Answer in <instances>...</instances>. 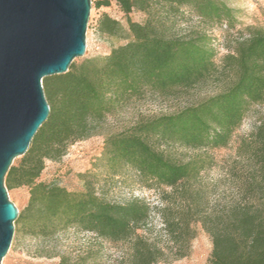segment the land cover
I'll return each instance as SVG.
<instances>
[{
	"label": "trees",
	"instance_id": "1",
	"mask_svg": "<svg viewBox=\"0 0 264 264\" xmlns=\"http://www.w3.org/2000/svg\"><path fill=\"white\" fill-rule=\"evenodd\" d=\"M91 2L97 8L114 3L122 13L124 22L106 12L97 19L98 34L117 43L103 56L72 61L65 73L42 79L48 116L26 152L14 159L4 183L7 189H28L14 221L24 234L49 239L73 228L126 243V255L117 264H154L162 249L137 232L150 215L147 202L107 200L94 190V173L81 175V190L39 178L46 160L59 159L70 144L90 136L118 106L145 93L189 89L213 74V39L203 27L179 31L183 10L204 26L228 27L235 24V11L223 0ZM133 11L145 19L133 20ZM221 69L228 82L218 93L108 134L97 166L111 174L131 169L141 182L169 188L161 193L166 204L159 213L176 256L186 254L191 224L198 222L211 241L209 264H264V118L239 144L242 165L233 169V192L223 203L209 205L194 186L211 157L195 152L183 160L170 150L173 145L194 151L226 147L251 106L264 100V27H249L237 38L223 55ZM57 264H85V258L60 255Z\"/></svg>",
	"mask_w": 264,
	"mask_h": 264
},
{
	"label": "rangeland",
	"instance_id": "2",
	"mask_svg": "<svg viewBox=\"0 0 264 264\" xmlns=\"http://www.w3.org/2000/svg\"><path fill=\"white\" fill-rule=\"evenodd\" d=\"M223 1L235 11V24L232 27L225 23L204 26L200 19L188 10H183V14L177 19L179 31L203 27L213 39L216 48L214 58L216 70L207 80L173 94L145 93L118 106L100 121L90 136L70 144L59 159L46 160L39 178L45 182H55L68 190H81L83 188L81 175L94 173V190L107 200L125 202L138 198L147 202L151 212L146 223L137 232L162 249V258L154 264H209L210 238L198 222L192 223L194 234L185 250L186 254L176 256L175 245L166 233L159 213V209L166 204L161 193L169 191V188L141 182L136 172L131 169L111 174L97 166L98 159L101 157L103 140L108 134L122 130L140 119L173 113L223 89L228 82V76L221 69L222 57L237 38L247 34L249 27H264V0ZM102 12L124 22L122 13L114 3L97 8L91 2L85 52L81 57L75 58L74 63L92 56H103L108 53L111 43H117L99 35L96 30L97 19ZM130 17L138 22L145 19V15L138 11H133ZM263 118L264 100L251 106L241 125L234 131L229 144L224 148L194 151L179 145L170 146L171 152L183 160L195 152L211 157V164L201 171L194 185L203 191L209 205L230 199L233 192L232 171L242 165L239 144L250 137L253 125ZM7 192L9 199L17 208H21L28 198L26 187L10 188ZM174 204H178V201ZM126 250L127 244L124 242L113 243L95 234L73 228L49 239L33 238L21 232L14 223L11 245L1 264H57L60 255L84 257L85 264H117L125 257Z\"/></svg>",
	"mask_w": 264,
	"mask_h": 264
},
{
	"label": "water",
	"instance_id": "3",
	"mask_svg": "<svg viewBox=\"0 0 264 264\" xmlns=\"http://www.w3.org/2000/svg\"><path fill=\"white\" fill-rule=\"evenodd\" d=\"M90 8L91 0H0V264L18 215L5 175L48 116L42 79L84 54Z\"/></svg>",
	"mask_w": 264,
	"mask_h": 264
}]
</instances>
